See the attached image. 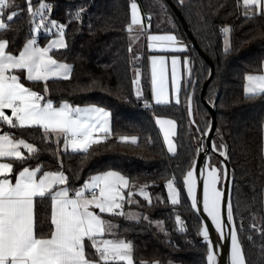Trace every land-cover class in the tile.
Listing matches in <instances>:
<instances>
[{"label":"trees","instance_id":"trees-1","mask_svg":"<svg viewBox=\"0 0 264 264\" xmlns=\"http://www.w3.org/2000/svg\"><path fill=\"white\" fill-rule=\"evenodd\" d=\"M171 1L186 21L193 39L214 63V77L205 92L207 101L215 103L216 108L213 141L228 147L234 219L246 263L264 264V94L246 96L244 92L245 74L262 71L264 15L254 8L252 16H245L241 0ZM132 2L138 4L148 27L139 31L144 34V48L135 62L129 51L130 35L138 32L128 29ZM13 3L16 7L11 10L21 15L14 18L7 30L0 32V38L22 46L28 38L31 17L26 0ZM31 3L33 7L39 4ZM54 4L56 9L50 19L66 25L67 47L53 50L51 54L71 64V74L68 78L47 82H22L52 99L55 105L67 101L71 105H95L109 110L110 134L85 153L65 151L62 137L58 143L54 135L45 140L38 127L21 129L0 124L1 131L33 143L37 148L36 157L28 159L27 165H41L43 170L50 171L63 170L70 178V189L107 170L128 177L130 183L126 191L133 192L134 202L128 204L124 200L125 207L139 211V219L104 216L116 224L113 236L131 242L134 264L141 261L206 264V243L197 239L201 220L187 198L183 175L194 162L200 130L205 132L210 121V114L200 99L208 64L190 45L189 33L166 0H55ZM77 11L86 13L83 24L81 17L75 16ZM4 19L7 21V16ZM224 27L229 28L227 33L222 31ZM146 32H172L188 44L181 55L189 57L191 77L187 84L182 81L179 104L172 101L157 105L151 100ZM53 36L41 30L38 33L40 46ZM226 37L228 47L224 46ZM226 48L229 50L225 51ZM134 69L140 71V98L134 90ZM192 87L195 124L190 121L187 110ZM156 116L169 117L176 122L175 154L167 151L155 123ZM121 136H135L137 141H121ZM25 155H28L26 150ZM14 166L18 171L23 165ZM170 177L175 178L180 189V203L175 206L168 201L165 188ZM145 185L151 202L139 194V187ZM34 214L36 230L48 233L50 201L36 198ZM177 215L184 226L177 223ZM86 251L94 254L91 245Z\"/></svg>","mask_w":264,"mask_h":264},{"label":"snow or ice","instance_id":"snow-or-ice-1","mask_svg":"<svg viewBox=\"0 0 264 264\" xmlns=\"http://www.w3.org/2000/svg\"><path fill=\"white\" fill-rule=\"evenodd\" d=\"M27 4L31 17L30 31L23 45L19 46L7 38H0V123L10 128L38 127L42 130L45 140L54 135L58 143L62 137L65 151L71 149L73 152L87 153L91 145L100 143L103 137L110 134V111L95 105L84 108L72 106L67 101H62L56 106L52 99L22 82L37 83L47 82L50 78H68L72 69V65L59 62L50 54L53 50L67 47L66 25L45 15L46 11L48 13L52 11V5L45 3L44 0H39L36 7L32 6L31 0H27ZM243 6L245 16L253 15V8L264 15V0H243ZM13 7H16L13 0H0V32L7 30L9 24L19 15L17 11L11 10ZM130 8L129 31L132 25H141L137 3L132 2ZM81 15V11L75 13L76 18H80ZM5 16L7 21L4 19ZM41 30L48 35H54L45 46H40L38 41V33ZM140 31L143 32L142 25ZM222 31L227 33L229 28L224 27ZM147 47L149 50L169 48L174 51L187 50L182 44L177 47V37L171 34H148ZM179 61L178 56L171 57L172 75L169 94L164 72V57H151L152 98L157 105H167L173 100L176 104L180 103L181 87L177 79ZM183 66L185 70H191L187 57L183 60ZM139 80L140 71L137 69L133 85H137ZM244 80L246 96L264 94V73L245 74ZM44 91L48 92L47 83ZM135 94L137 98L141 97L139 88L135 89ZM187 102L188 114L191 116V94L188 95ZM5 110H10V114H6ZM155 123L163 132L167 151L175 154L177 149L171 139L175 135V122L172 119L157 117ZM200 131L202 135L207 134ZM119 139L132 143L137 141L135 136H121ZM225 148L226 145L223 143L216 145L213 142L212 151H219V155L226 161L229 157ZM21 149L26 150L28 155L26 156ZM36 153L37 148L33 143L23 138L16 139L11 132L0 134V159L8 161L0 162V264H134L131 242L103 239L106 233L113 234L114 225L92 210L95 208L99 213L126 215L129 219H139L135 213L123 212L124 190L129 188V178L118 171L108 170L91 176L80 187L70 189V178L63 170L50 171L43 170L41 165L36 167L27 165V160L35 158ZM220 163L224 164V161ZM16 164L23 165L19 171H16L14 166ZM196 167V163L193 162L190 166L192 170H188L183 175V188L186 189L194 209L199 203L194 175ZM220 171V168L210 163H206L201 169L203 212L215 226L221 240L227 238L225 229H228L231 239L229 264H246V257L238 238L231 197L217 187ZM223 176H228L226 167L223 169ZM145 187L146 185L139 187V194L151 202L148 193L144 190ZM165 188L168 192V201L174 206L179 204L180 189L175 178L167 179ZM70 191L74 194H70ZM132 196L133 192L128 191V203H132ZM35 198L50 201L48 233L38 232L35 228ZM222 198L226 207V221L222 219ZM176 221L178 224L181 223L179 215L176 216ZM242 228L241 225L240 230ZM198 234L207 244V264H215L217 245L210 239L208 227L202 225ZM88 242L91 243V248L95 249L92 255L86 251ZM140 264H148V262L141 261ZM151 264H159V262L153 261ZM169 264L172 262L170 261Z\"/></svg>","mask_w":264,"mask_h":264},{"label":"water","instance_id":"water-1","mask_svg":"<svg viewBox=\"0 0 264 264\" xmlns=\"http://www.w3.org/2000/svg\"><path fill=\"white\" fill-rule=\"evenodd\" d=\"M168 4L174 9L176 15L179 17V20L181 22L182 27L189 33L186 21L184 18L181 16L180 11L175 7L174 3L171 0H166ZM81 23L83 24L86 20V13L84 11L81 12ZM189 38L191 40V45L195 48L197 53L205 60V62L209 66V72L208 75L206 76L205 80L203 81L201 85V91H200V99L204 105V107L208 110L210 114V121L208 124L207 129L205 130L206 135H200L199 138V143L197 147V152L196 156L194 159V162L196 163L197 167L194 170V175L196 176V195L198 198V207L197 208H192L194 212L199 216L201 220V225L207 226L209 229L210 233V239L212 242L217 245L216 247V254H215V264H229V257H230V249H231V239L230 235H228V229H225V234H226V239L221 240L219 233L216 231L215 226L211 224L210 219L206 216V214L203 212V174L201 172L202 167L206 164L209 163V159L211 155H214L220 162L224 161V164H221L222 166V178H221V186L218 187L221 189L223 192H225L227 195H230L231 201H232V192H233V177L231 174V166L229 162V158L225 161L224 157H221L219 155V151H212V145H213V138L215 135V130H216V108H215V103H209L206 99V88L212 78L214 77V72H215V67L212 59L208 56L206 52H204L196 43V41L193 39L192 35L189 33ZM189 94L193 96V87L190 89ZM188 94V95H189ZM192 107V115L189 116L190 121L195 124L194 118H193V106ZM187 110H188V102H187ZM189 115V114H188ZM201 145L204 147L202 148ZM206 149V150H205ZM228 153V147L224 149ZM226 167L228 176L224 177L223 176V169ZM189 170H192L191 168ZM185 193L187 195V191L185 189ZM188 198V196H187ZM190 204L191 200L188 198ZM192 207V205H191ZM221 211H222V219L226 221V207L222 198V204H221ZM236 224V223H235ZM199 228V229H200ZM199 233V231H198ZM239 238V236H238ZM197 239L204 243L202 241V237L197 234ZM207 246V244H206ZM243 250V248H242ZM207 252V251H206ZM244 253V252H243ZM206 258V255H205ZM207 264V260H206ZM247 264V263H246Z\"/></svg>","mask_w":264,"mask_h":264},{"label":"crops","instance_id":"crops-1","mask_svg":"<svg viewBox=\"0 0 264 264\" xmlns=\"http://www.w3.org/2000/svg\"><path fill=\"white\" fill-rule=\"evenodd\" d=\"M241 6L244 8V6H243V0H241ZM138 8H139V6H138ZM139 12H140L141 25L143 26L144 29H147L148 28L147 27V24L144 22V19H143V16H142V13H141L140 9H139ZM141 25H132V30L140 29ZM148 34H156V35H168V34L175 35V34L172 33V32H146V35H145V42H146L145 44H146L147 50L149 51L147 60H148V68H149V76H150L151 100H152L153 103H155V101L152 98V86H151V57L152 56H162V57H164V72L166 74V79H167L166 86L168 87L169 94L171 92V75H172L171 57L173 55H176V56H178L180 58V61H179L178 65H177V79L180 82V87L182 85V81L184 80V76H186L187 78L190 79V77H191V70L190 71L189 70H185V68L183 66V60H184L185 57H187V56H182L181 55V52H184V51H174V50H172L170 48L169 49H152V50H149L148 47H147V35ZM53 38H54V36L53 37H50L49 39H47V41L45 42L44 46L47 44L48 40L53 39ZM224 41L226 42V43H224V46L225 47H228L229 42H228L227 37H226V39ZM181 44L182 45H185L186 46V49H187L188 44L185 41L179 40L177 38V47L179 45H181ZM187 58L189 59V57H187ZM59 62L66 63L64 61H59ZM67 64H69V63H67ZM262 65H264V62H263ZM190 68H191V62H190ZM159 72H160V66L158 65V79H159ZM262 73H264V67H262V71L259 72V73H249V74L258 75V74H262ZM70 74H71V72L69 73V76H70ZM50 79H59V78H50ZM62 79H65V78H62ZM173 102H175V101L173 100ZM56 106H59V104H57ZM72 106H77V105H72ZM87 106H90V105H84V106H80V107L84 108V107H87ZM5 111H6V114H10V110H5ZM157 117H159L161 119H172V118H169V117L156 116L155 117V120H156ZM172 120L175 122L174 119H172ZM0 124H2V123H0ZM157 126H158V128H159V130L161 132L162 138H163V132L161 131L160 126L159 125H157ZM109 127H110V117H109ZM176 127L177 126H176V122H175V134H176ZM2 133L3 132L1 131V127H0V134H2ZM94 135H98V134H94ZM128 137H132V136H128ZM105 138H106V136L103 137V139H101V141L104 140ZM171 139L173 140V142H174V144L176 146V143H175V135H173L171 137ZM165 147L167 149V145L166 144H165ZM68 150L69 151H72L71 149H68ZM21 151H23L25 153V150L24 149H21ZM263 152H264V127H263ZM0 162H8V161L6 159H0ZM12 182L14 183V178H13V181ZM70 194H74V193H72L70 191ZM104 214H106V213H104ZM114 231H115V227L113 228L112 232L114 233ZM105 237L118 238V237L113 236V234H109L108 236H105ZM102 238L105 239L104 237H102ZM88 245L90 246L89 242H88Z\"/></svg>","mask_w":264,"mask_h":264},{"label":"rangeland","instance_id":"rangeland-1","mask_svg":"<svg viewBox=\"0 0 264 264\" xmlns=\"http://www.w3.org/2000/svg\"><path fill=\"white\" fill-rule=\"evenodd\" d=\"M140 28H141V27H140ZM136 31H138V32L133 33V34L130 35V42H131V57H132V61H133V62L139 60V56H140V54L142 53L143 48H144V34H143V33H139L140 29H137ZM224 43H226V42L224 41ZM190 45H191V44H190ZM136 70H137V69H134V70H133V71H134V74H135V78H134V80L136 79ZM188 80H189V78H187L186 76H184V81L186 82V84H187ZM136 88H139V89H140V80H139V83H138L137 85L134 86V90H135ZM209 163H210L212 166H217L218 168L221 169V171L218 173V175L220 176V179L217 181V186L220 187V186H221V178H222V166H221V163H220V161H219L216 157H212V158L210 157V159H209ZM107 171H108V170H107ZM98 174H99V173H98ZM122 175H123V174H122ZM126 190H127V189L124 190V195H125V193H126V195H125V200H126V202L128 203V199H129V198L127 197V192H128V191H126ZM166 192H167V189H166ZM167 196H168V192H167ZM133 199H134V198H133V196H132V198H131L132 202H134ZM124 204H125V202H123V212H124L125 214L131 212V213H135V214H137L138 217H140V213H139V211H137V210H135V209H132V208H129V207H125ZM128 204H129V203H128ZM92 210H93L94 212L98 213L99 215H101V217H102L105 221H109L108 219L105 218L104 213H99V210H98V209L92 208ZM118 211H119V210H118ZM124 217H125V218H128L126 215H124ZM128 219H129V218H128ZM111 223H112L113 225H116V224L113 223L112 221H111ZM157 223H158V222H157ZM158 224L160 225L161 222L159 221ZM108 235H109V234L106 233V234L104 235V238H105V239L124 240V239H122V238L105 237V236H108ZM171 262H172V261H171ZM167 264H169V262H168ZM172 264H178V263H174V262H172Z\"/></svg>","mask_w":264,"mask_h":264},{"label":"built area","instance_id":"built-area-1","mask_svg":"<svg viewBox=\"0 0 264 264\" xmlns=\"http://www.w3.org/2000/svg\"><path fill=\"white\" fill-rule=\"evenodd\" d=\"M13 1H16V0H13ZM27 1V0H26ZM31 1H37L38 3H39V0H31ZM54 1L55 0H44V2L45 3H49V4H51L52 5V11L50 12V13H48L47 11L45 12V15H48L50 18L52 17V15H53V12L55 11V4H54ZM67 12H69V11H67ZM252 12L254 13V8L252 9ZM243 13H245V8L243 9ZM21 14L19 13V15L18 16H20ZM252 16V15H251ZM170 178H172V177H170ZM169 178V179H170ZM77 187H80V186H76V187H74L73 189H75V188H77ZM180 225L181 226H184L185 225V223H184V221L183 220H181V223H180ZM90 243V242H89ZM90 245H91V243H90ZM93 249V248H92ZM93 251H94V253H95V249H93Z\"/></svg>","mask_w":264,"mask_h":264}]
</instances>
